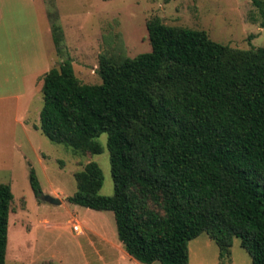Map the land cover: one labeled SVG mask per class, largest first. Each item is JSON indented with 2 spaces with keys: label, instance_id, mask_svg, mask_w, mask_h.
I'll use <instances>...</instances> for the list:
<instances>
[{
  "label": "trees",
  "instance_id": "1",
  "mask_svg": "<svg viewBox=\"0 0 264 264\" xmlns=\"http://www.w3.org/2000/svg\"><path fill=\"white\" fill-rule=\"evenodd\" d=\"M252 2L264 28V0ZM147 30L149 53L100 58L101 84L82 83L70 60L43 76L38 129L50 141L100 155L108 135L114 194L101 195L104 175L90 162L67 201L114 213L120 242L142 264H190L189 244L202 234L220 264L232 262L235 238L264 264V47L235 49L159 17ZM30 183L39 197L34 169ZM12 202L1 184L0 264Z\"/></svg>",
  "mask_w": 264,
  "mask_h": 264
},
{
  "label": "rangeland",
  "instance_id": "2",
  "mask_svg": "<svg viewBox=\"0 0 264 264\" xmlns=\"http://www.w3.org/2000/svg\"><path fill=\"white\" fill-rule=\"evenodd\" d=\"M155 17L168 26L205 30L235 49L264 47L252 0H0V185L13 193L6 264H142L120 242L114 213L67 201L77 191L76 174L90 162L103 172L101 195L114 194L108 135L99 138L103 153L91 155L50 141L38 127L45 73L70 60L82 83L101 84L102 56L120 61L151 51L147 22ZM44 196L62 203L49 204ZM189 251L190 264H220L219 248L207 234L191 241ZM231 252V264H253L239 238Z\"/></svg>",
  "mask_w": 264,
  "mask_h": 264
},
{
  "label": "water",
  "instance_id": "3",
  "mask_svg": "<svg viewBox=\"0 0 264 264\" xmlns=\"http://www.w3.org/2000/svg\"><path fill=\"white\" fill-rule=\"evenodd\" d=\"M42 200L52 205H61L62 203L58 198H53L50 196H44Z\"/></svg>",
  "mask_w": 264,
  "mask_h": 264
},
{
  "label": "crops",
  "instance_id": "4",
  "mask_svg": "<svg viewBox=\"0 0 264 264\" xmlns=\"http://www.w3.org/2000/svg\"><path fill=\"white\" fill-rule=\"evenodd\" d=\"M218 263H220V262H218ZM231 264V263H230Z\"/></svg>",
  "mask_w": 264,
  "mask_h": 264
}]
</instances>
